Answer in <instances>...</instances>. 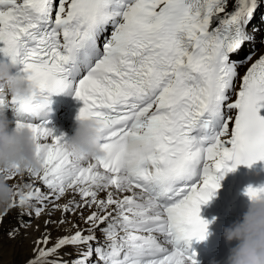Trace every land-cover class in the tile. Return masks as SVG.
Returning a JSON list of instances; mask_svg holds the SVG:
<instances>
[{"label": "snow or ice", "instance_id": "6c2138e0", "mask_svg": "<svg viewBox=\"0 0 264 264\" xmlns=\"http://www.w3.org/2000/svg\"><path fill=\"white\" fill-rule=\"evenodd\" d=\"M257 8L258 0H241L231 13L227 0H0V53L34 88L18 99L0 85V108L38 141L43 171L29 174L57 200L72 189L98 209L85 221L87 235L59 238L41 258L71 246L82 249L77 264L93 255L102 264H199L190 247L209 235L202 206L225 175L264 161V57L238 93L230 59L253 39L246 29ZM66 93L83 103L80 118L102 124L103 158L74 157L67 136L50 126L52 97ZM246 195L262 199L264 187ZM16 196L21 206L50 199L39 190ZM72 204L81 207L69 202L64 211ZM105 222L102 245L95 228Z\"/></svg>", "mask_w": 264, "mask_h": 264}, {"label": "clouds", "instance_id": "9594fccd", "mask_svg": "<svg viewBox=\"0 0 264 264\" xmlns=\"http://www.w3.org/2000/svg\"><path fill=\"white\" fill-rule=\"evenodd\" d=\"M0 85L8 96L18 99L28 98L34 92L33 85L18 75L16 66L10 62H0ZM103 136L101 123L78 116L75 134L68 138L67 148L76 158H103ZM37 143L30 129L17 128L7 110L0 108V208L8 210L16 201L9 175L43 171ZM224 238L230 244L237 242L230 250L227 264H264V198L250 199L247 213L242 220L225 228Z\"/></svg>", "mask_w": 264, "mask_h": 264}, {"label": "bare ground", "instance_id": "6f19581e", "mask_svg": "<svg viewBox=\"0 0 264 264\" xmlns=\"http://www.w3.org/2000/svg\"><path fill=\"white\" fill-rule=\"evenodd\" d=\"M235 1L236 0H227V9L226 10H229L232 6H234L233 4L235 3ZM262 3H264V0H262ZM249 24H250V26L255 25L256 24V19L253 17L252 20L249 22ZM249 24H248V26H249ZM263 29H264V27H263ZM251 41H253V40H251ZM253 43H254V41H253ZM245 47L251 49V51H256V55H259L262 52H264V46L263 47H258L255 44L254 45L253 44L252 45L246 44ZM236 60H239V58L236 57ZM251 64H252V61H250V62H248L246 64L244 63L241 68L244 70L247 67H249ZM12 124L15 125V122H12ZM9 183L15 186V191L16 192L20 191V192H22L24 194H27L29 192H36L37 190H39L40 193L48 195L50 197V199L44 201L43 205L39 204L35 199H33V200L29 201L28 203H26L25 205L21 206L19 204V197L16 196V201H15V204H14L13 207H11L8 210L0 208V217L2 219H7L8 216L11 215L12 213L17 214V215L19 213L18 217H19V220H20L21 223L23 221H25V220L29 221L26 218L27 215H26V217L24 215H22L23 212L26 211L25 210L26 208H31L32 210H35L37 207H41L43 209L46 208L45 210L48 212V214L51 213L50 207L53 205L52 198L55 195L53 193H51V190H49L46 185L43 184L42 180H40L37 177H33L29 173L25 172L23 174L16 175L13 179L9 180ZM112 191L115 192L114 189ZM126 195H131V193H116V198L122 199L123 196H126ZM106 198H107V191L98 192V199H106ZM69 202L78 203V204L81 205V207L76 208L75 205L72 204V205H70L72 207V209H73L72 211H64V207L63 206L69 205ZM60 207H61V213L65 212V215H61V216L59 215V216L61 218H65L66 219L65 220L66 224L64 226L57 227V225L56 226H54V225L52 226L51 225L52 223H51L47 227H51L50 230H52V227H53V232H51L52 235L55 234L54 231H56L57 229L60 230L62 228L64 232H60V234L56 233L55 235L57 237H55V238H57V239L53 243H51L52 235H51L49 229L46 230V228H45V231L42 233V235H41L40 231L37 232L39 235L34 239V241L33 242L29 241V244H31V243L33 244L31 246L33 249L29 248V250H27V251L24 248L19 247L20 245H16V246L12 245V247H11L12 250H15L16 248H17V250H18V248H21L22 250H24V253H23L21 259L19 260L18 264H30V262H33V264H35V263L36 264H43V263L48 262V260H50L49 259L50 257L41 258L40 257V251L44 250V249L52 248L54 245H56V243H57L59 238H62V237H65V236H71L72 234H74L78 230H84V233H88V230L92 227V225H90L89 223H86L85 221H86L87 217L92 215V213L98 211V209H97V207L95 205H93L92 207H88L87 205H85L82 197L79 194V192L75 191V190H72V189H69L65 193V195L62 198H60ZM108 211H112V209L109 208ZM68 212H76V213H73V214L67 216ZM85 212H89L88 215ZM84 213L86 214L85 216H84ZM100 214L104 215L105 213L101 212ZM44 218H45L46 221H47V219L49 220V222L53 221V218L49 217V215H46V217H44ZM106 225H107V222H105V224H101V225H99V227L95 228V236L98 238L99 243L102 244V245H106L107 244L105 236H104L103 232L101 231L102 229H104L106 227ZM42 228H43V226H42ZM40 230H42V229H40ZM45 237H47L49 239L47 244L37 243L38 241L43 240ZM93 246H95V244H93ZM81 250L82 249H78L76 247H71L70 246V247L61 248L59 250V252L60 251L64 252V256L67 259H68L69 256H72V258L74 260L70 261V263L71 264H77L76 257L79 256V253H80ZM33 252H35V253H33ZM10 254H12V253L10 252ZM67 259L62 260L61 261L62 264L68 263V262H66ZM8 264H12V261H9ZM91 264H102V262H99L97 260V257L95 255H93L92 258H91Z\"/></svg>", "mask_w": 264, "mask_h": 264}, {"label": "rangeland", "instance_id": "374dc122", "mask_svg": "<svg viewBox=\"0 0 264 264\" xmlns=\"http://www.w3.org/2000/svg\"><path fill=\"white\" fill-rule=\"evenodd\" d=\"M254 18L256 19V24L253 26H250V24H249V26L247 27V31H248L250 37L252 35L255 36V37H252L254 39H251L254 41L253 45L255 44L258 47H263L264 46V29H263V27H264V3H262V0H259V2H258V8H257V12H255ZM254 29H259V31H254ZM245 49H246V53H248L249 48H245ZM250 51H251V49H250ZM244 53L245 52H243L241 57H243ZM254 57H256V56H254ZM254 57H253V59H254ZM52 200H53V205L50 207V209H51L50 214H48V212L45 210L46 209L45 208V209H43L41 215L39 217H37L35 215V210H32L31 208H26L25 209L26 211L23 212V215L25 217L27 215L26 218L29 221L25 220L21 223L19 220V217H18L19 213H18V215L12 213L11 215L8 216L7 219H2L0 217V264H8L9 261H12V264L13 263L18 264L19 260L21 259L22 255L24 253V250H22L21 248H18V250H17V248L15 250H12V248H11L12 245H14V246L20 245L19 247L24 248L26 251L29 250V248L33 249L31 247L33 244L32 243L29 244V241H32V242L34 241V239L39 235L37 232L40 231L41 235H42V233L45 231V228H46V230L47 229L50 230L51 227H47V226H49L51 223H52L51 224L52 226L57 225V227H61V226H64L66 224V221H65L66 219L60 217L61 215H65V212L61 213L60 199L57 200L54 196L52 198ZM29 213H31V215H28ZM73 213H76V212H68L67 216L71 215ZM85 213L88 215L89 212H85ZM85 213H84V216L86 215ZM46 215H49V217L53 218V221L49 222L48 219L46 221L44 218V217H46ZM61 220L65 221V222L63 224H61L60 223ZM42 226H43V228H42ZM40 229H42V230H40ZM13 230H16V234L14 237L9 235V233L13 232ZM51 232H53V227H52V230H50V233ZM60 232H64L62 228L60 230L57 229L56 231H54L55 234L56 233L60 234ZM55 234L52 235V233H51V235H52L51 243H53L57 239V238H55V237H57ZM87 234L88 233H85V235H87ZM48 241H49V239H48ZM68 247H70V246H68ZM10 252L12 254H10ZM33 253H35V252H33ZM49 259L50 260H48V262L43 263V264H52L53 261H56V260L62 261V260L67 259V258H65L64 252L60 251L57 255L51 256ZM76 259L78 260V256L76 257ZM73 260L74 259L72 258V256H69L66 262H68L67 264H71L70 261H73Z\"/></svg>", "mask_w": 264, "mask_h": 264}]
</instances>
